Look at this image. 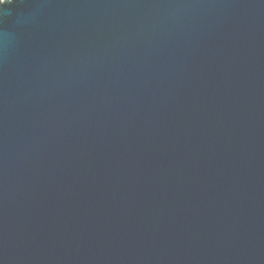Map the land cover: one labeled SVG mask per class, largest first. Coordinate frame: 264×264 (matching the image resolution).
I'll use <instances>...</instances> for the list:
<instances>
[{
	"label": "water",
	"instance_id": "1",
	"mask_svg": "<svg viewBox=\"0 0 264 264\" xmlns=\"http://www.w3.org/2000/svg\"><path fill=\"white\" fill-rule=\"evenodd\" d=\"M0 264H264V0H0Z\"/></svg>",
	"mask_w": 264,
	"mask_h": 264
},
{
	"label": "snow or ice",
	"instance_id": "2",
	"mask_svg": "<svg viewBox=\"0 0 264 264\" xmlns=\"http://www.w3.org/2000/svg\"><path fill=\"white\" fill-rule=\"evenodd\" d=\"M4 2H5V0H4Z\"/></svg>",
	"mask_w": 264,
	"mask_h": 264
}]
</instances>
